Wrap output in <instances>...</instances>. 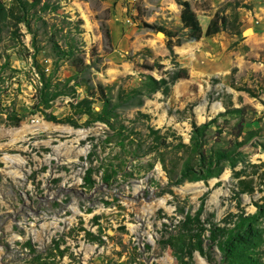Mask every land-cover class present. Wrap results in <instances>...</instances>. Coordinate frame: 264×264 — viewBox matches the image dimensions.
<instances>
[{
  "label": "rangeland",
  "instance_id": "1",
  "mask_svg": "<svg viewBox=\"0 0 264 264\" xmlns=\"http://www.w3.org/2000/svg\"><path fill=\"white\" fill-rule=\"evenodd\" d=\"M186 1L0 0V264H264V0Z\"/></svg>",
  "mask_w": 264,
  "mask_h": 264
},
{
  "label": "trees",
  "instance_id": "2",
  "mask_svg": "<svg viewBox=\"0 0 264 264\" xmlns=\"http://www.w3.org/2000/svg\"><path fill=\"white\" fill-rule=\"evenodd\" d=\"M178 3L181 5L180 22L182 27L186 28L187 35L191 39L198 38L201 34V28L194 11L190 8L189 3L186 0H178ZM224 23H225L224 16H220V17H217L216 15L213 16L205 28L204 34L206 36H210L214 34L219 30L220 26L223 25ZM160 30L164 32L167 36L169 37L171 36V34H168L163 29Z\"/></svg>",
  "mask_w": 264,
  "mask_h": 264
},
{
  "label": "water",
  "instance_id": "3",
  "mask_svg": "<svg viewBox=\"0 0 264 264\" xmlns=\"http://www.w3.org/2000/svg\"><path fill=\"white\" fill-rule=\"evenodd\" d=\"M156 33H157V34H159V33L163 34L161 31H157Z\"/></svg>",
  "mask_w": 264,
  "mask_h": 264
},
{
  "label": "bare ground",
  "instance_id": "4",
  "mask_svg": "<svg viewBox=\"0 0 264 264\" xmlns=\"http://www.w3.org/2000/svg\"><path fill=\"white\" fill-rule=\"evenodd\" d=\"M248 32L250 31V29L247 30Z\"/></svg>",
  "mask_w": 264,
  "mask_h": 264
}]
</instances>
